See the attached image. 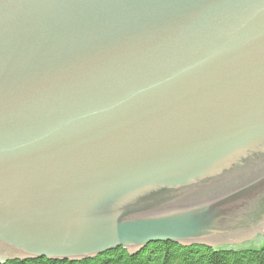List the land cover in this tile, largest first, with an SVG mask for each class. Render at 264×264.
Segmentation results:
<instances>
[{"label":"water","instance_id":"obj_1","mask_svg":"<svg viewBox=\"0 0 264 264\" xmlns=\"http://www.w3.org/2000/svg\"><path fill=\"white\" fill-rule=\"evenodd\" d=\"M264 239V0H0V262Z\"/></svg>","mask_w":264,"mask_h":264},{"label":"trees","instance_id":"obj_2","mask_svg":"<svg viewBox=\"0 0 264 264\" xmlns=\"http://www.w3.org/2000/svg\"><path fill=\"white\" fill-rule=\"evenodd\" d=\"M0 264H264V243L240 248L183 246L173 241L152 242L135 254L123 247L80 261L36 258L8 260Z\"/></svg>","mask_w":264,"mask_h":264},{"label":"rangeland","instance_id":"obj_3","mask_svg":"<svg viewBox=\"0 0 264 264\" xmlns=\"http://www.w3.org/2000/svg\"><path fill=\"white\" fill-rule=\"evenodd\" d=\"M262 243H264V239H257L256 241L251 242L250 245L258 246Z\"/></svg>","mask_w":264,"mask_h":264}]
</instances>
